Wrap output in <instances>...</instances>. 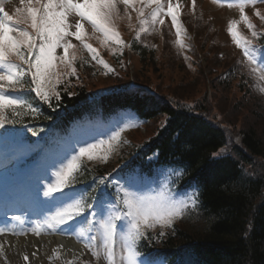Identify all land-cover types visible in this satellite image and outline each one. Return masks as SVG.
Here are the masks:
<instances>
[{
	"label": "trees",
	"instance_id": "obj_1",
	"mask_svg": "<svg viewBox=\"0 0 264 264\" xmlns=\"http://www.w3.org/2000/svg\"><path fill=\"white\" fill-rule=\"evenodd\" d=\"M199 21L202 27L195 39L197 49L191 44L186 48L193 52L194 67L185 70L191 77L188 85L198 90L196 96L167 92V82L162 79L168 75L162 72L161 63L157 64L154 48L137 51L135 47V79L143 85L161 86L165 95L162 100L145 108L140 91H127L128 76L121 63L110 67L111 80L87 78L83 83L64 85L60 100L51 101L52 107L41 104L39 117L46 121L45 125L60 124L65 115L80 111L88 93L119 92L105 99L104 106L128 108L147 124L145 133L138 132L133 142L137 151L133 166H185L188 172L179 186L186 188L194 182L202 188L199 207L172 228H165L163 237H159V230L148 232L154 239L141 241L142 254H150L152 259L165 257L169 264L177 260L179 264H264V132L260 135L253 126L245 127L233 117L235 112L246 110L257 119L263 118L264 95L257 94L260 86L251 68L239 63L236 52L222 55L221 49L226 47L218 40L219 34L211 37L202 17ZM254 29L258 35L249 38L257 50L264 49V35L260 32L264 23ZM166 33L164 55L161 53L164 62L171 58L169 52L174 48L171 33ZM194 51H199L202 63ZM226 51H232V46ZM117 58L122 60L119 55ZM75 70L74 76L78 77L89 72L90 67L79 63ZM205 71L211 79L210 95ZM152 77L158 78L156 84ZM26 89L27 85L21 90ZM25 96L31 98L27 93ZM230 100L234 106H227ZM26 119L32 120L30 113L23 116L22 120ZM15 125L22 124H6ZM229 144L231 149H226ZM222 149L226 154L215 157Z\"/></svg>",
	"mask_w": 264,
	"mask_h": 264
},
{
	"label": "snow or ice",
	"instance_id": "obj_2",
	"mask_svg": "<svg viewBox=\"0 0 264 264\" xmlns=\"http://www.w3.org/2000/svg\"><path fill=\"white\" fill-rule=\"evenodd\" d=\"M8 3H11V0H0V128L9 123L22 122V117L26 114L37 115V109L31 103L21 96L9 94L10 91L24 89L27 85L28 90L35 93V96L49 107H52L53 97L57 101L60 100V94L56 90V83L60 81L58 77L53 80L52 70L59 62L70 70V75H76L73 62L77 59V46L73 39L80 42L81 49L87 50L93 61L103 65L107 72H113L110 66L99 58L97 50L85 42V24L91 26L93 34L99 33L102 36L101 43H111L122 50L126 45L116 30V22L124 18L131 21V8L137 13L139 21V31L135 37L137 41L140 40L141 33L151 34L157 31V25L165 23L163 17L169 16L177 29V44L181 43V28L176 14L180 7L178 0L175 4L173 0H167L166 4L162 3V0H20L21 6L14 9L15 20L6 10ZM258 3L264 4V0H237L235 4L241 21L249 29H254L255 26L246 15L245 9L249 5L255 7ZM228 6L232 7L233 4L229 3ZM255 15L264 21V14L259 10ZM70 18H75L74 22ZM236 23H229V35L236 46L242 48L249 65H257L261 74H264V49L256 50L251 47V41L240 37ZM22 24L27 27H20ZM131 26L129 23V27ZM257 35L253 30L252 36ZM58 50L61 52L58 53ZM255 71L256 68H253V72ZM141 99L145 108H150L156 101V97L147 90H141ZM119 135L120 133L116 132L111 139L117 140ZM2 136L3 133H0V137ZM96 148V144L82 145L78 155L69 154L72 159L67 165H64L63 160L57 161L56 164L61 167L56 173L55 186L49 184L45 188L42 185L46 176L36 179L35 196L45 206L47 227L63 233L64 229L58 226L73 230L78 224L86 221L93 234L82 242L84 248L90 250L97 261L103 256L105 264H155L150 254H142L144 245L141 241L151 242L154 238L147 233L157 226L161 228L159 237H163V229L172 228L174 222L181 219L186 211L199 207L198 187L191 185L183 194L174 192L173 186L187 175L188 169L179 165H161V178L164 183L158 185L159 191L154 195L141 194L135 187V181H142L143 177L134 170H129L119 177H112L111 174L97 177V194L92 200L85 201L86 193L72 188L66 178L79 167L76 163L79 158L88 155L91 159V153ZM55 166L54 164L53 167ZM113 180H117V183H113ZM110 184L111 193L108 191ZM41 193L45 197L43 200L40 199ZM118 205H122V209ZM86 208L87 217H83ZM48 214H51L50 220ZM12 219L19 221L20 217L13 216ZM120 221L127 222V231L120 239V251L117 252ZM6 231L0 228V235H4ZM32 231L40 235L39 225ZM14 234L25 233L22 230ZM0 248H3V245H0ZM23 259L28 261L29 256L24 255Z\"/></svg>",
	"mask_w": 264,
	"mask_h": 264
},
{
	"label": "rangeland",
	"instance_id": "obj_3",
	"mask_svg": "<svg viewBox=\"0 0 264 264\" xmlns=\"http://www.w3.org/2000/svg\"><path fill=\"white\" fill-rule=\"evenodd\" d=\"M9 9L11 10V6L14 5V7H20V0H11V3L6 4ZM249 11H251V9H248ZM75 18H70V20H72L74 22ZM220 40H222V42H227L228 41V37L227 35L223 32V35H220ZM74 42V39H73ZM225 50V49H224ZM223 49H221V51H224ZM61 50H58V53H60ZM162 55H164V52L162 53ZM161 63V61H160ZM165 66L168 67V76H166L165 78L162 79L163 82H167V87H164L165 90H169L167 92L171 93H178L182 95H190V97L192 96H196L198 93V90H196L193 86L191 87L190 85H188L191 81V77H188V73L181 68V70H179L176 66H173L170 62L167 63L163 66V64L161 63L160 67L161 70L163 72V70L165 69ZM259 69V68H258ZM183 72V73H182ZM259 74H261L260 69H259ZM188 75V76H187ZM262 79L264 80V74H261ZM152 79H154V84H156L158 82V78L156 77H152ZM264 84V81H263ZM188 86V87H186ZM161 88V86H160ZM162 89V88H161ZM164 90V89H162ZM219 104V103H218ZM221 104H219L218 106H220ZM225 103H223L222 106H224ZM227 106H234L233 101L230 100V102L227 103ZM234 119L240 124H242L243 126H253V128L255 130H257V132L261 135V133L264 132V116L261 119H257L254 116H252L251 114H248V112L246 110H239L238 112H235V114L233 115ZM141 122L137 119L134 118V116L130 115V114H126V115H122V117L119 120H115L112 122H108V123H104L103 127L99 128L98 130L94 131L91 130L89 128H77L75 131V137L78 138V140H80V146L81 145V141H84L87 145L89 146L91 144H96L97 148L94 149L91 153V159L90 160H97L100 161L102 163H106L107 161H111L113 160V158L122 150V143H126L127 146L130 147L129 141L127 139V133H129L130 131L134 130V129H138L141 128ZM116 132H119L120 135L118 137L117 140H112L111 137L113 135L116 134ZM103 142V143H101ZM84 146V145H83ZM25 153L26 149L24 150ZM70 152L69 150H63L61 151V153L54 159L55 162L46 163L44 165V170L50 173L51 178L50 179H57L56 173L57 171H59L61 165L56 164L57 161L63 160L64 161V165H67L72 158H70ZM81 158V157H80ZM89 159L88 155H85L82 157ZM106 158V159H104ZM81 160V159H80ZM56 165L55 167H53V165ZM54 171V173H53ZM161 173L160 172L157 176L158 178V185L163 184L164 181L161 178ZM119 177V176H118ZM55 179V182H56ZM113 183H117V180H113ZM153 184L150 183L149 181L147 183H144L140 180H136L135 181V187L139 190H141V188H144V190L152 195L151 188H152ZM143 193V192H142ZM127 222L125 221V223L123 224L126 227ZM125 234V233H124ZM120 236V231L118 232V237ZM117 252L120 251V247H118ZM2 256H0V264H14V262L10 261L9 258L5 255V253H3V251L1 252ZM25 255L29 256V260L28 261H24L23 257L21 259L22 263H27L31 261V257L32 254L26 253ZM85 261V258L83 259ZM19 261V257L17 258V262ZM87 261H90V264H105V261L103 260V256H101V259L99 261H97L95 258L94 259H90L89 257H87ZM86 262V261H85ZM43 264H46L45 261H42ZM17 264V263H15ZM28 264V263H27Z\"/></svg>",
	"mask_w": 264,
	"mask_h": 264
},
{
	"label": "bare ground",
	"instance_id": "obj_4",
	"mask_svg": "<svg viewBox=\"0 0 264 264\" xmlns=\"http://www.w3.org/2000/svg\"><path fill=\"white\" fill-rule=\"evenodd\" d=\"M64 237L61 236H47V237H29L28 239L20 238L13 240L10 238H0V245H3L1 252L4 251L5 255L12 262H17L28 253L35 251L38 253L37 257H31V263L42 264L43 259L52 255V249L57 246L58 250L64 255L73 256L74 252L79 248L73 243V240L63 241ZM2 253H0L1 256ZM49 254V255H47Z\"/></svg>",
	"mask_w": 264,
	"mask_h": 264
}]
</instances>
